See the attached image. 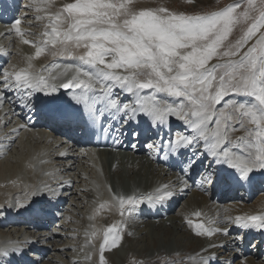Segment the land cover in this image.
Returning <instances> with one entry per match:
<instances>
[{
  "label": "snow or ice",
  "instance_id": "6c2138e0",
  "mask_svg": "<svg viewBox=\"0 0 264 264\" xmlns=\"http://www.w3.org/2000/svg\"><path fill=\"white\" fill-rule=\"evenodd\" d=\"M133 2L73 0L52 12L54 0H32L29 7L44 13L35 19H47L43 39L39 42L26 39L31 33L21 30L20 18L15 19L8 33L0 35H11L14 31L21 43L35 48V57H40L51 45V55L71 62L51 76L59 84L49 83L42 73L30 71L31 56L27 68L0 69V107L8 99L5 93L9 91L18 94L30 109L34 106L31 102L34 94L43 93L49 98H37V102L49 114L61 120L78 119L92 127L103 119L127 125L139 123L143 117L150 128H167L171 133L172 121L176 120L183 131L178 130L174 138L166 141L159 137V144L154 142L148 148L163 150L165 158L195 149L189 166L181 169L185 176L199 155L201 163L210 159L208 168L218 166L214 171L205 170L202 177L205 183L223 186L251 182L257 178V172L264 177V0H235L220 10L195 15L174 12L164 6L133 10ZM242 5L243 9L237 11ZM238 26H243L240 35L231 39ZM78 49L83 51L77 54ZM60 89L71 93L73 106L63 105L60 97L54 95ZM103 130L108 132L110 128ZM181 183L188 186L187 179H181ZM44 190L51 197L60 194L57 188L43 184L30 195H43ZM108 192L121 216L125 212L132 216L145 201L151 206L175 194L168 184L142 195H124L110 185ZM107 206L105 202L99 207ZM194 215L199 217L201 213L197 211ZM228 220L241 229H264V215ZM187 223L192 225L193 221L189 219ZM194 228L197 236L229 234L227 227L196 223ZM120 231L113 224L103 232L99 264H107L104 253L118 246L122 239ZM91 236L95 237L96 232ZM18 251L23 253L20 247L0 248V256ZM196 256L198 264H211L214 259L200 253ZM85 258L90 260L91 255ZM242 264H246V258Z\"/></svg>",
  "mask_w": 264,
  "mask_h": 264
},
{
  "label": "bare ground",
  "instance_id": "6f19581e",
  "mask_svg": "<svg viewBox=\"0 0 264 264\" xmlns=\"http://www.w3.org/2000/svg\"><path fill=\"white\" fill-rule=\"evenodd\" d=\"M69 2H73V0H54L50 11L55 12L63 4ZM138 2L141 1L138 0ZM31 3L32 0H18L13 6V17L5 18L10 20L5 29L8 33L15 19L20 18L22 20L21 30L31 33L25 38L39 42L43 39L42 33L45 30L47 19L36 20L37 15L43 16L44 13H37L30 8ZM143 3H140L141 6L144 5ZM0 48L4 50L3 59H0V63H2L0 69L7 68L12 71L14 68H27L28 57L31 56L33 57L31 61L33 68L30 71L42 73L49 78V83H59V80H52L51 76L62 71L63 64L71 62L65 58L51 55L49 51L51 45L47 46L40 57H35V48L30 44L21 43L14 31L11 35H3L0 39ZM75 51L79 54L83 49ZM57 63L61 65V68L53 67ZM42 69L47 70L42 72ZM5 95L8 99L0 107V248L20 247L23 249V253L18 251L10 253L8 256H0V260L15 262L16 258L21 256L31 258L30 261L26 260V264H99V244L103 241V232L108 226L116 224L121 229V240H123L126 253L125 256H121L115 250L105 251L104 256L107 264H117V261H114L116 256H119L121 264H173L177 260H182L183 264H198L197 253L214 257L211 264H219V262L242 264L244 258H246V264H264V254L260 253L264 252V229H241L228 220L229 217L236 216L264 215V177H261L258 172L255 174L257 178L251 182L219 186L220 191L216 192L217 188L213 193L214 185L211 183H206L201 188L199 180L195 185L191 184L190 173L188 177L184 178L187 179L188 186L183 185L180 189L182 177L175 166L171 167V163L164 160L165 152L163 150L158 151L157 148H153L152 152H147L143 148H130L132 142H138L139 135L140 138L152 136L157 139L151 140L150 144L153 142L159 144V137H164L165 141L170 137L174 138L178 130L183 131L178 121H172L173 130L170 136H167L169 133L167 128L163 130L152 128L150 134H147L149 125L145 120L127 124L126 127L130 128L132 132L130 137L127 135L128 132L126 136L115 134L120 141L123 139V143H127L126 153L123 157L103 151L96 153L81 151L77 155L68 146V149L63 146L64 142L62 144L61 138L57 136L49 138L45 135V130L40 127L48 124L44 113L38 112L36 117L29 116L31 112L39 108L35 97L32 101L34 106L30 109L24 106L18 94L9 91ZM70 96L71 94H68L60 99L63 105L68 106L71 103ZM34 118H36L35 123ZM22 125L23 127H21ZM122 125L118 120L116 121L118 129H121ZM133 132H138L139 135L134 136ZM194 151L195 149H188L178 156L186 160L184 162H188L187 166H189V160L193 159ZM61 152H64L65 155L61 156ZM195 160L200 163L201 157L197 155ZM126 161L135 162L138 167L135 168V165L134 167L125 166L127 167L125 175L128 179L123 176V169H120L124 166L122 162ZM206 162L209 165L210 159H207ZM195 164L191 166V172L194 169L195 173L199 174V168L203 171L206 170V164L204 168L201 165L198 169L195 168ZM217 167L213 164L211 168H207L209 171H214ZM143 171L148 172L143 173ZM198 176L203 177L202 174ZM139 177L142 186H139L135 181L140 180ZM163 177H166L164 183L174 191L173 197L163 203L153 204L156 211L152 207L151 210L148 207V202L145 201L137 207L138 209L142 206L132 216H129L127 212L121 216L118 205L108 192L109 181L112 182V189L116 192L122 193L123 191L122 194L128 195L126 194L127 188H130L129 195L132 194V191H135L137 195H142L153 193L158 188L157 182L163 181ZM201 180L203 179L201 178ZM164 183L162 182L161 185ZM43 184L57 188L60 194L51 197L44 190L45 195L32 197L30 193ZM171 184L172 186L174 184L173 187L176 189L172 188ZM233 186L251 189V197L246 195L242 189L237 193L238 196L234 197L236 199L229 200L228 197L232 194L228 196L227 193L232 190ZM215 192L217 195L219 194L218 197L214 194ZM221 193L226 195V200L219 198ZM44 196L51 204L54 201H58L60 204L57 207L59 211H62V225L59 228H56L55 225L52 226L56 230L45 231L43 221L33 216L20 219L7 217V219L1 220L2 216H7L8 213L14 211L28 212ZM224 200L227 202H223ZM233 200H237V202H233ZM105 202L108 206L100 209V204ZM21 203L24 204V207L19 206ZM176 210L179 211L176 212ZM198 210L201 213L199 217L194 215ZM171 213L172 216H170ZM59 215L61 212L58 213ZM169 216L170 220L174 219L177 225L180 224V228H177L175 223L171 228L157 225L158 221H166ZM131 217L151 220L148 223H154L156 227L151 225L145 228L146 226L142 227L141 225V229L136 228L137 224L134 223L136 219ZM189 219L193 221L192 225L187 223ZM210 221L212 223H209ZM196 223H202L205 227H227L229 234L224 235L218 232L211 237L197 236L194 228ZM133 230L137 232L132 233ZM93 232H96L95 237L91 236ZM159 234H162L159 237L163 241L166 243L173 241L180 248L177 252L178 256L177 253L165 254L158 247L159 241L155 237ZM137 238L139 240H136ZM248 238L252 246L249 247L247 254L244 245ZM119 243L121 244V242ZM211 244L218 246L210 248ZM203 249H208V251L203 252ZM227 252L228 254H226ZM89 254L91 255L90 260L85 258ZM189 257H195V260L189 259Z\"/></svg>",
  "mask_w": 264,
  "mask_h": 264
},
{
  "label": "rangeland",
  "instance_id": "374dc122",
  "mask_svg": "<svg viewBox=\"0 0 264 264\" xmlns=\"http://www.w3.org/2000/svg\"><path fill=\"white\" fill-rule=\"evenodd\" d=\"M64 1V0H63ZM138 1V0H137ZM137 1L136 0H134V2L131 4V8L133 9V10H141V9H149V8H157V7H160V6H164V7H167L168 9H170V10H172V11H174V12H184V13H186V14H190V15H195V14H205V13H211V12H213V11H216V10H220V9H222V8H224L225 6H227V5H230V4H232V3H234L235 2V0H193V2L192 3H188L187 2V0H164V1H158V0H149V1H146V0H139V1H141V2H138L137 3ZM143 1H146V2H144L143 3ZM152 1H153V3H152ZM151 2V3H150ZM157 2H158V4H157ZM162 4H161V3ZM180 2V3H179ZM136 3V4H135ZM140 3H143L144 5H145V7H144V5H142L141 6V4ZM148 5H147V4ZM155 3V4H154ZM137 6V8H136V6ZM147 5V6H146ZM153 5V6H152ZM155 5V6H154ZM157 5V6H156ZM141 6V7H140ZM140 7V8H139ZM243 7H244V5H242L241 6V9H238L237 11H241L242 9H243ZM241 27H243V26H238L236 29H234V32H233V35H232V37H231V39H235L236 37H238L239 35H240V31H241ZM193 156V155H192ZM109 157H110V155H109ZM183 159V158H182ZM192 160V159H191ZM191 160H189V162L191 161ZM207 159H204L203 160V163H199V162H195L196 164H195V168H196V166L199 164V165H202V167L204 168L205 167V164H206V167H205V169H207L208 170V165H207ZM127 163V164H126ZM129 163V164H128ZM122 164L124 165L123 167H120V169H123L122 170V173H123V176H125V178H127L128 179V177L125 175V170H127V167L128 166H130V167H134V165L136 164L135 162H128V161H126V162H122ZM121 164V165H122ZM109 165V164H108ZM111 165V164H110ZM132 165V166H131ZM141 165V164H140ZM125 166H127V167H125ZM141 167H143L142 165H141ZM135 168H138L136 165H135ZM129 169V168H128ZM111 170H112V168L110 169V175H111ZM129 170H137V169H129ZM106 172H107V168H106V170H105ZM209 171V170H208ZM148 172V171H147ZM146 171H143V173H147ZM204 172H205V170L203 171V169L202 170H200V168H199V174H202V175H204ZM198 174V172L197 173H195L194 175H193V179H191V180H189L190 181V183L191 184H193V185H195L196 183H197V181L199 180L200 181V184H199V186H200V188L202 187V186H204V184L206 185V183L203 181V180H201V178L198 176L199 175ZM143 176V175H142ZM198 177H199V179H198ZM165 178L166 177H163V181H158L157 182V186L158 187H160L161 186V183L163 182L164 183V180H165ZM139 179H140V177H139ZM135 181H137L138 183L137 184H139V186H142V181H141V179L140 180H135ZM109 183H110V185H111V187H112V182H110L109 181ZM136 183V182H135ZM160 183V184H159ZM165 184V183H164ZM164 184H162V185H164ZM171 186H172V184H171ZM173 186H174V184H173ZM172 186V188H175V187H173ZM182 186H183V184H181L180 185V189L182 188ZM129 187V186H128ZM176 189V188H175ZM204 189V188H203ZM127 190H128V192L126 193V194H130V188H127ZM132 190V189H131ZM205 190H206V188H205ZM240 189H238V190H236V191H234V192H232L231 194H235L237 191H239ZM218 191H220L219 190V188L217 189V192ZM122 193H123V191H122ZM133 193H135V191L133 192L132 191V194ZM216 194V193H215ZM217 195V194H216ZM215 195V196H216ZM219 195V194H218ZM218 195H217V197H218ZM230 194H228V196H229ZM226 195H223L222 193L220 194V196H219V198H221V199H225L226 200V197H225ZM236 196H238V194L236 195ZM236 196H233V195H231V196H229L228 198H229V200H231L232 198H234V197H236ZM227 198V199H228ZM234 199H236V198H234ZM219 200V199H218ZM217 200V201H218ZM223 201V202H227V201ZM211 201H213V200H211ZM216 201V202H217ZM233 202H237V200H233ZM144 206H146V205H144ZM142 207V206H141ZM141 207H139V208H141ZM148 207H150V209H151V207H152V209L154 210V211H156V208H153V205H151V206H149L148 205ZM138 208V209H139ZM137 209V210H138ZM151 209V210H152ZM177 211H179V210H176V212ZM199 211V210H198ZM154 215V214H153ZM170 216H172V213H171V215ZM170 216L168 217V219L166 220V221H158V226H160V225H162L163 227H169V228H171V227H173L176 223H175V220L173 219V220H170ZM131 218H134V219H136V220H134V223H136L137 225L135 226L136 228H142L143 226H146L145 228H147L148 226H153V227H156V226H154V223L153 224H151V223H148V222H151V220L149 221V220H145V219H137V218H135V217H131ZM163 219H166V217H163ZM144 221H146L145 223H144ZM143 222V223H142ZM160 222V223H159ZM162 222V223H161ZM173 224H172V223ZM147 223V224H146ZM163 223H166L165 225L163 224ZM169 223V224H168ZM175 223V224H174ZM143 224H146V225H143ZM150 224V225H149ZM141 225H142V227H141ZM177 225V224H176ZM139 226V227H138ZM180 226V224H178L177 225V228H180L179 227ZM132 227H133V224H132ZM181 231V230H180ZM135 232H137L136 230H133L132 231V233H135ZM182 232V231H181ZM153 233H154V230H153ZM160 235H162V234H159V235H157L155 238H156V240H158L159 241V245H158V247L162 250V251H164L165 252V254H172V253H177L179 250H180V248H178L175 244H174V242L173 241H167V243L165 242V241H163V239H161L159 236ZM142 236V235H141ZM140 236V237H141ZM193 236V235H192ZM140 237H139V239H140ZM157 238H159V239H157ZM138 238L136 239V240H139ZM123 240H120L119 242H121V244L119 243L118 244V246L117 247H115V248H111L110 250H106L107 252H111V251H113V250H115L116 252H118V254H121V256H125V253H126V250L124 249V243L122 242ZM238 246V245H237ZM252 246V244L250 243V241H248V243H247V247L246 246H244V250H246L247 252V254H248V249H249V247H251ZM121 248V249H120ZM118 249V250H117ZM122 251V252H121ZM262 255L264 254L263 252H260ZM226 254H228V252L226 253ZM117 257V258H116ZM115 258L116 259H114V261L116 262L117 261V264H121V260H120V258H119V256H116ZM219 264H224L223 262H219Z\"/></svg>",
  "mask_w": 264,
  "mask_h": 264
}]
</instances>
